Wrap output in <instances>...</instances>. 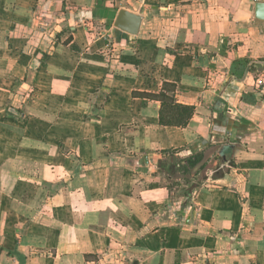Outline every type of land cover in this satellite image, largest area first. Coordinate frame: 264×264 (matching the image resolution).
Masks as SVG:
<instances>
[{"label":"crops","instance_id":"obj_1","mask_svg":"<svg viewBox=\"0 0 264 264\" xmlns=\"http://www.w3.org/2000/svg\"><path fill=\"white\" fill-rule=\"evenodd\" d=\"M0 264H264V3L0 0Z\"/></svg>","mask_w":264,"mask_h":264},{"label":"trees","instance_id":"obj_2","mask_svg":"<svg viewBox=\"0 0 264 264\" xmlns=\"http://www.w3.org/2000/svg\"><path fill=\"white\" fill-rule=\"evenodd\" d=\"M70 42V39L66 41V43ZM164 90L171 94H175V87L170 85H164ZM144 96L148 98H154L162 103L167 104L168 102L172 101L173 96H167L166 94L162 93L159 96H150L144 94ZM189 110V109H187ZM11 115L8 111V116ZM192 112L187 114H177L173 118H166L164 114H162V124L166 126H178L184 127L188 124L190 116ZM186 116V117H185ZM230 147H216L210 146L207 150L202 153L196 154L189 158L178 160L174 162V157L177 155L176 151H169L164 153L165 159L160 162L159 168L162 172L166 175L168 180L173 179L178 173L183 175V178L188 181L186 178L195 179L197 185L193 186V190H197L198 186L206 179L205 174L208 171H213L214 178H222L224 174H226L227 169L226 165L232 163V153L229 149ZM208 152L210 154L208 155ZM190 181V179H189ZM188 181V182H189ZM187 182V183H188ZM191 182V181H190ZM192 197V191L188 194H185L184 199L187 202ZM95 257L86 256V259H90Z\"/></svg>","mask_w":264,"mask_h":264},{"label":"water","instance_id":"obj_3","mask_svg":"<svg viewBox=\"0 0 264 264\" xmlns=\"http://www.w3.org/2000/svg\"><path fill=\"white\" fill-rule=\"evenodd\" d=\"M140 24L141 18L139 16L122 10L116 18L114 27L130 35H137L140 29ZM229 149L233 150V147H230Z\"/></svg>","mask_w":264,"mask_h":264},{"label":"built area","instance_id":"obj_4","mask_svg":"<svg viewBox=\"0 0 264 264\" xmlns=\"http://www.w3.org/2000/svg\"><path fill=\"white\" fill-rule=\"evenodd\" d=\"M241 1H249L252 3H264V0H241Z\"/></svg>","mask_w":264,"mask_h":264}]
</instances>
